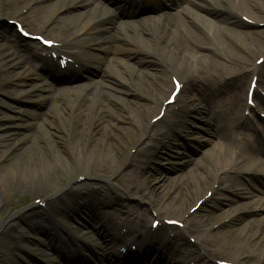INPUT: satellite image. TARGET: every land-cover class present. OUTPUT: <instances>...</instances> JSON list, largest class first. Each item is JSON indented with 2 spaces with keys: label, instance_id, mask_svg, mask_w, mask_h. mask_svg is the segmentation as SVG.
<instances>
[{
  "label": "bare ground",
  "instance_id": "bare-ground-1",
  "mask_svg": "<svg viewBox=\"0 0 264 264\" xmlns=\"http://www.w3.org/2000/svg\"><path fill=\"white\" fill-rule=\"evenodd\" d=\"M161 1L149 0L147 2L158 4ZM182 2L183 5H180L174 12H159L155 16L145 19L119 20L114 17V11L122 9L125 10L123 13L132 16L131 13L136 12L137 8L146 2L135 0H56L50 6L45 5L43 7L42 0H0V23L4 26L2 33H0V47L5 50L0 53V75H3L0 76L1 80L12 84L23 83L24 77L20 71L28 64L29 60L36 57L42 60V72L44 74H59L69 66L67 64L66 68L61 69L58 59L43 58L36 53L34 46L21 42L12 27L4 22V16L21 19L27 28L33 27L40 32L54 34L55 37L52 40L58 45L56 48L45 49L46 53L56 51L79 63V65H83V61H85L97 65V67H104L100 81L77 86L80 87V94L83 96L81 102H71L66 100V97H62L64 105L60 107L61 118L57 123L66 130L69 128L70 122L77 119V129L75 132L72 130L75 133V138L69 143V147L53 148L57 157L53 155V163L50 166H46L47 162L44 159L42 163L39 159L37 161L32 160L31 154L28 153H26L27 157L25 156L26 160H22L21 153H19L10 158L11 161L6 162V157L10 156L11 150L18 144V141H10L7 127L0 125V214L4 208H11L18 199V196H14L11 183H8L6 178L8 177L7 179L26 192L29 187L37 186L42 182L38 178V174L41 172L37 168L38 164H41L44 170L67 167L66 160L61 155L62 151H69L75 164L84 163L83 172H79V176L96 178L106 174L101 173L102 170L92 171L88 165L91 159L99 164L107 162L105 172L116 171L123 164L130 165L123 189L127 194L142 199L138 191L145 190L144 185L147 186V178L141 175L138 170L141 163L137 162L135 157L141 154L146 146L136 148V145L142 144V139L148 133L150 137H153L154 133H158L162 138L169 136L173 128L183 126L187 113H209L213 121L206 123L210 127L207 133L214 138L218 151L212 154L209 166L197 161L196 171L194 169V173L183 182L179 180L178 187L179 189L182 188V191H173L165 202L163 198L161 199L165 206L159 207V203H152L145 199L148 203V209L141 211L115 201L114 205L116 206L111 209L110 213V216H114L111 217L112 220H115V217L119 219V222L115 223L108 220L104 210L98 209L99 207L111 206L113 200L109 195L108 199L106 195L100 194L102 191L91 189L89 192L81 193L76 188V190L73 189L72 193L69 191L55 193L54 198L42 201L43 205L32 203L25 211L14 213L13 217L16 220L21 219L31 232L43 234L50 242L54 238L50 230L58 225L53 222V217L61 211H69L65 213L68 219L72 214L78 215L79 213H85L95 220L98 219L99 222H102V226L98 227L99 232L101 231L100 238L102 241L97 247L101 253H97V255L100 257L99 259L102 258L110 264H115L114 261L116 260H122L123 264H191V261L193 264H201V262L203 264H216L218 261L216 258L225 255H228L229 258L222 261L230 264H264V243L261 242L264 240V229H261L262 231L258 235L257 231L252 232V236L257 235L258 241L255 244H250V246L246 244V251L241 250L242 242H229L228 233L222 230H219V234L214 233L205 236L199 242V249L189 248L186 240V235L195 240L202 238L205 231L211 229L212 226H221V223L231 219L232 214L240 210L248 209L247 211L254 212L255 209H264V197H259L255 205L250 202L241 204L233 212L211 224H207L203 214H199L194 223L191 218L195 216L199 208L190 211L199 200H206L207 191H216L220 181H223V188L229 190L226 191L225 198L234 195L249 198L251 192L248 191L247 186L241 184L236 176L246 175L247 178L244 177V181L252 185L255 184L256 172L264 174V163L252 162L249 164L247 162L255 155L257 148L254 145V139L255 135L259 133L254 124L237 113L240 108L242 110L248 108L246 93L250 80L257 74L262 76L263 66L258 67L254 63L249 64L242 57L226 50L228 43L226 40L224 41V38L234 41V36L241 37L243 35L244 32L238 31L235 27H229V24L235 26L242 24V18L240 19L239 16L255 23L264 22V0H182ZM13 4H17L16 8H13ZM108 6L112 8H108ZM73 7H80L81 10L71 15L76 18V31L69 33L71 26L63 24V20L67 16V13L63 14V12ZM43 8H46L49 14L43 13L45 16L35 15L37 11ZM199 11L208 14L221 13L220 17L228 24L217 23ZM29 13L32 17L27 18L26 15ZM262 33L263 39H258V43L261 46V52H264V30ZM207 41L214 43L215 47ZM78 45H86L89 50L73 51L72 48ZM127 59L135 61L137 65H142V67H131L127 64ZM220 59H227L232 64H227ZM106 61L118 66L119 73L124 75L122 77L118 73L121 83L138 86L142 84L147 87L148 91L141 95L138 93L137 87L136 90L127 91L122 88H113V86L105 83L104 79L107 75L116 76L112 69L113 66L105 64ZM209 61H214V65L211 67L207 65L206 62ZM149 66L154 68L153 73H147L146 70ZM182 71L187 72V74L184 76ZM165 74H168L170 79ZM227 74L230 75L229 79L225 77ZM247 76H249V80L246 89H244ZM262 77L259 78L258 83L264 87V75ZM173 78L179 79L181 89L175 101L165 105L164 102L169 95H166V91L174 87ZM50 88L54 94L63 90L54 89L52 86ZM115 90L136 93L146 100L145 102L139 99L135 102L129 100L124 103V109L132 112L129 114L132 116L127 117L128 114L126 117L118 116L120 120L129 122L128 126L122 128L115 122L105 119L101 109L96 106L104 98L114 97L113 91ZM26 92V90H16L14 94L22 97ZM191 92H195V95L191 94L190 97L180 98L184 95L182 93ZM224 93L227 94L226 101L220 100L217 103L213 101L214 98ZM116 99L119 100L117 97ZM258 99L260 104L264 106V99L260 98L258 85H256L254 104H257ZM163 107L164 114L162 117L154 118ZM248 109L252 110L251 108ZM47 110L36 115L43 123L46 122L44 114H47ZM154 112L156 114L153 116L151 113ZM5 117V115L0 117V122ZM50 125L53 126V124ZM163 126H167L169 130H161ZM96 127L98 129L97 135L94 134ZM154 127H159L160 130L153 132ZM39 128L40 125L37 124V129ZM116 128L122 129L128 135L125 143L128 144L129 149L125 150L121 161L109 152L110 146L115 144L114 139L118 140L114 133ZM50 144L54 146L53 143ZM161 144H164L163 141H159V144L153 147V151L156 152ZM102 146L105 147L104 152L99 151V147ZM133 150L134 153L132 154ZM84 152H87V157ZM260 154L264 157V150L261 149ZM148 158L146 156V159ZM200 167L202 169L199 172L197 170ZM28 169L30 171H27ZM220 172L224 173L223 176L218 175ZM262 181L258 179L259 184H256L258 187L254 185V188L261 190L259 185L262 184ZM43 185L45 190L50 187V183L46 179L43 180ZM81 186L83 187V183ZM170 190L172 189H168L169 192H171ZM193 190L205 192L194 197L195 200L183 208L184 200ZM32 192L39 193L40 190L34 188L31 190ZM79 199L81 200L80 203L78 202ZM59 201L62 202V206L66 207L65 209L57 205ZM41 209L45 210V213L41 212ZM171 214H177L179 218H173L170 216ZM148 218H152L149 227ZM181 218H183L186 228L183 232L167 229L164 225L166 220H180ZM158 219L163 221L162 227L152 228V222ZM257 221L259 227L262 228L264 219H256L253 222ZM121 225L128 229L129 234L120 236L115 233L114 230H118ZM220 226L217 227V230ZM12 227L14 224L11 222L9 228ZM247 227L248 225L244 226L243 230L246 231ZM6 235H8L7 229H4L2 221H0V248L4 247L3 241L6 240ZM107 236L111 238L109 239ZM208 236H215V239L224 245L219 249H213L217 247V243ZM10 242H15L10 250L13 255L2 259L0 264L13 262L15 251L20 249L18 241L13 239ZM114 242H117L119 247L133 245L135 249H128V253L125 255L118 251L116 255L107 249L108 246H114ZM257 243H261L260 246H257ZM202 244L205 248L201 247ZM82 248L85 247L77 244L72 237H69L63 259L65 261L75 259L76 255L81 254Z\"/></svg>",
  "mask_w": 264,
  "mask_h": 264
},
{
  "label": "rangeland",
  "instance_id": "rangeland-1",
  "mask_svg": "<svg viewBox=\"0 0 264 264\" xmlns=\"http://www.w3.org/2000/svg\"><path fill=\"white\" fill-rule=\"evenodd\" d=\"M45 1L52 3L54 0ZM178 2V0H172L170 3L164 4L163 11H173ZM13 5V8H16L17 4ZM46 10V8L41 9L40 11H37L35 15L41 16L43 15V13L47 15L48 11ZM79 10H81L80 7H73L66 12L64 11L65 13H67V18L63 20V24L73 27V29L70 30L69 33L76 30V18L75 16H70V13H77ZM157 12V10H150L145 13L136 15L135 19H145L150 16L152 17L155 16ZM199 12L209 19L216 21L217 23H224L225 25L228 24L225 23L224 20L220 17L221 13L208 14L204 11ZM26 17L29 18L31 16L30 14H28L26 15ZM7 18L9 19L8 16H4L3 20L7 21ZM122 18L125 17L123 15L117 17V19ZM241 20L242 24H238L236 26L229 24V27H235L238 31L244 33L243 35H241V37L234 36V41H229L224 38V41L226 40V42L228 43V47L226 50H230L232 53H234V55L242 57L245 61H247V63L253 64L255 62L254 58L264 54V52H261V46L258 43V39H263L262 31L264 30V22H251L250 19H247L245 17ZM3 27L4 26H2V24L0 23V33L2 32ZM42 35L50 38L53 37V35L47 33H42ZM253 39L254 42H252ZM25 42L29 43V41L27 40H25ZM207 42L215 47L214 43L212 44L210 41ZM222 43L225 44L224 42ZM73 49L76 50L87 48L83 46H75ZM3 51L5 50L0 47V53ZM127 60V64H129L131 67H142V65H137L136 62L131 59ZM220 60L227 64H232L227 59ZM199 62L197 63L200 64L201 62ZM34 63L35 59L30 60L28 64L21 69L20 73L24 77L23 83H7L6 81L1 80L0 77V89H3V91H0V117H3L4 115L6 116L0 122V125L7 127L6 130L10 134V141H18V144L11 150L12 153L10 152L12 155L10 154L8 158L6 157V162L11 161L10 158H13V156L19 153H21V159L26 160V153H28L31 154L30 158L32 160L37 161L39 159L42 163L44 159L47 162L46 166H50V164L53 163V155L56 156V153L54 154L53 148L56 147L60 149V147H69V143L75 138L74 132L77 129V119L72 120L69 124V128L66 130L64 128L62 129V126L58 125L57 123V121H60L59 119L61 118L60 107L64 105L62 97H66V100L71 102H81L83 96L82 94H80V87L77 86L100 81L104 67H97V65L90 64L85 68L79 69V71L75 73L69 80H64L58 78H49L46 75L41 74L38 70L37 65H35ZM105 64L112 65V69L116 74V76L110 74L107 75L104 79L105 83L113 86V88H122L127 91H129L130 89L136 90L137 87L139 89L138 93L141 95L148 91L147 87L142 84L141 86H138L135 84L130 85L129 83H121V78L118 76V66L112 64V62L109 63L108 61H106ZM206 64L211 67L214 65V61L206 62ZM262 65L263 68L261 75L263 76L264 63ZM153 69V67L149 66L147 67L146 71L150 74L153 73ZM182 74L185 76L187 72L182 71ZM119 75L121 74L119 73ZM165 75L170 78L168 74ZM229 76L230 75L227 74L225 77L229 79ZM262 76L258 75V79ZM248 79L249 77L247 76V78H245L244 89H246ZM50 86H52L54 89L63 90L54 94ZM16 90H26L27 92L23 94L22 97H18L14 94ZM169 90L170 89H168L166 93ZM259 91L264 96V87L261 84L259 87ZM113 94L114 97H106L101 102H98L96 106L101 109V112L105 119H109L113 123L115 122L116 125L121 128L126 127L128 126L129 122L127 123V120H120L118 116L122 115L126 117L128 114L127 117H129L132 116L129 115L130 113L132 114V112H130L129 110L126 111L124 109V103H127L129 100L130 102H135L138 99L142 102H145L146 100H144L141 95L138 96L136 95V93L132 92L125 93L115 90L113 91ZM183 94L184 95L180 98H185L186 96L190 97L191 94L195 95V92ZM226 95L227 94H221L220 96L214 98V101H225ZM116 97L119 100H117ZM257 102L259 103V100H257ZM255 108L258 112L264 110L263 107L258 105H256ZM240 109L239 111H237L238 115L242 114V111ZM46 110L47 114H44L46 122L43 123L36 115L38 113L45 112ZM151 114H153V116L155 115V113ZM208 114L209 113L199 112L187 113L183 126H176V128H173L170 131L169 136L162 138L160 135H158V133H154L153 137H150L148 133L142 139V144L136 145V148H141V146L144 145L146 146L142 150L141 154L135 157L136 161H139L141 163L140 167H138V170L140 171L141 175H144L147 178V186L144 185L145 190L138 191V194L142 197V199L127 194V192L123 189V184L127 178L126 173L130 169V165L123 164L119 166L116 171L105 172L107 162H102L101 164H99L91 159L89 160L88 165L90 166L92 171L102 170L101 173L106 174L102 177L96 178L91 176H79V172H83L85 165L84 163L75 164L69 151L67 152L61 150V155L65 158L67 167L65 166L56 170H53V168L44 170L41 164L37 165V168L40 169L39 171H41L38 174V178L42 180V186L41 183H39L37 186L33 185L32 187H29L30 190L28 189L26 192H24L21 187L12 183L9 179H7V177L6 180L8 183H11L13 194L16 197L18 196V199L15 201V204L11 208H4L2 213L0 214V221H2L4 229H7L8 234L6 235V240L3 241L4 247L0 248V261L2 262V259L6 257H11V254L13 255V253H10V250L14 246L13 243L15 242L11 243L10 241L14 239L20 243V245H18L20 249L15 251V258L13 259V262L8 264H110L108 261H105L102 258L99 259L100 257L97 255V253H101V251L97 247L99 242L102 241V238H100L101 231L99 232L98 229L102 222L98 223V219H92V217L88 216L85 213H79L78 215L72 214L68 219V216L65 215V213L69 211H63L64 213L61 211L60 213L55 214V216L53 217V222L56 223V225L58 224L56 226V229L53 228L52 230H50L52 231V233H55L59 236V242L56 241L55 237L50 242L43 234L31 232L26 223L21 221V219H14L13 214L16 212L25 211L27 207L32 203L39 205V203L44 200L54 198L55 193L57 192L69 191V193H72L74 191L73 189L76 190V188L80 190L81 193H86V191L89 192L91 191V189H94L99 192L102 191L100 194L106 195L107 197L109 195L113 200V203L110 204L111 206L99 207L98 209L104 210L105 213L108 214L107 218H109L110 220L111 217H114L110 216V213L111 209L116 206L114 205L115 201L122 202L125 205L141 211H146L148 209V203L145 199H148L149 202L152 203H159V207L165 206L164 202L167 201L166 198H169L172 195L173 191H182V188L179 189L178 187L179 180L183 182L194 173L197 161H201L200 163L209 166V164L211 163L212 154H215L218 151V146H216V143H214V138L207 133L210 127L206 123L207 121H213L211 120V115ZM262 115H264V113H262ZM258 118L259 117H257V113H253L252 117L249 119L252 123H254V125L260 128V126L264 125V120L260 117V119H262L260 121L258 120ZM37 124L40 125L39 129H37ZM50 124H53V126H51ZM97 130L98 129L96 127L94 133L96 135L98 133ZM159 130V127H154L153 132H157ZM161 130H169V128L167 126H163ZM114 133L118 137V140L114 139L115 144L113 146H110L111 148H109V152L113 154V156L115 155L117 159L121 161L124 156L125 150L129 149L128 144L125 143L127 141L126 139L128 138V135L127 133H124L122 129L118 130V128L114 129ZM159 141H163L164 144H161L159 146V149L154 152L153 147L156 144H159ZM50 143H53L54 146H51ZM259 145L261 147H264V144ZM147 147L149 148L147 152H145ZM99 149V151L104 152L105 147L102 146L99 147ZM133 153L134 150L132 151V154ZM84 155L87 157V152H84ZM146 156H148L149 158L146 159ZM247 162L250 164L254 162V160L250 158ZM31 168L33 170V167ZM201 169L202 168L200 167L197 171L200 172ZM27 171H30V169H28ZM223 174L224 173H219L218 175L223 176ZM182 176L185 177L182 178ZM237 177L242 185L248 187V191L251 192L250 197L245 198L243 196L234 195L233 197L228 196L229 198H225L224 195H227L226 191L229 190H225L223 188V181H220L218 184L221 188L217 187V190L214 192L208 191L206 200H201L199 202L197 206V208L199 209L197 210L195 216L191 218L194 223L197 221V217L199 214L205 215L207 224L216 223L221 217L233 212L237 206L245 204L246 202H250L252 205H255L259 197H264V186L262 184L259 185V187H261V190L263 192L259 189L254 188V185L255 187H258V185L256 184H259L258 178L261 177L260 175L255 176V184L253 183L252 185H249L244 181V177L247 178L246 175L243 174L242 176H236V178ZM44 179H46V181H49L50 183V187L46 190L44 188L45 184L43 185ZM82 183L83 187H80ZM34 188L39 189L40 192L31 193V190H33ZM170 188L172 189L170 190L171 192L168 191V189ZM204 192L205 191L201 190H199V192L194 190L191 191V194H189L184 200L185 202L183 208L190 205L195 200L194 197H197ZM162 198L164 202L161 200ZM78 202L80 203L81 200L79 199ZM57 205L60 208H66L64 205L62 206L61 201H59ZM247 210L248 209H246L245 211L240 210L237 213H233L231 219L225 221L223 224L221 223V226L218 225L220 226L218 230V226H212L211 229L205 231L202 235V238L198 240H195L189 235H186L188 247L191 249H199V242L202 241L205 236H207L208 234L218 233L219 230H222L228 233L229 242H242L241 250L246 251L247 245L250 246V244L252 243L255 244L258 241V238L256 236L262 231L261 229H264V223L262 224V228H260L258 225V221L253 222L256 219H264V209H255L254 212H250ZM41 212L45 213V210L41 209ZM170 216H172L173 218H179L177 214H171ZM114 219L115 223L119 222V219H117L116 217ZM150 219L151 218H148L147 220L148 226L150 225ZM11 222L14 224V227L9 228V224ZM179 223L180 226L171 225L170 229L183 232V230L186 229L184 227L185 222L182 220ZM246 225H248V227L246 228L247 230L244 231L243 228ZM121 226L122 227H120L118 230H115V232H127V228H125L123 225ZM256 231L257 235L252 236V232L255 233ZM69 236L74 237L78 242L77 244L83 245L85 248H82L81 254L76 255L75 259L73 258L65 261L63 259V253L66 248V242L64 241L67 240ZM208 237L217 243L218 248L216 247L213 249H219L222 245H224L223 243L220 244V242L215 239V236ZM38 241H41V243H39ZM261 242L263 244L264 240H261ZM260 244L257 243V246H260ZM51 245L54 246V249H52ZM202 246L205 248L203 244L201 245V247ZM117 248L118 244L115 243L114 246H108L107 249L108 251H112L117 255ZM228 258V255L220 257V259ZM114 262L115 264H121L122 261L118 260ZM191 264H193V261H191ZM201 264L203 263L201 262Z\"/></svg>",
  "mask_w": 264,
  "mask_h": 264
},
{
  "label": "snow or ice",
  "instance_id": "snow-or-ice-1",
  "mask_svg": "<svg viewBox=\"0 0 264 264\" xmlns=\"http://www.w3.org/2000/svg\"><path fill=\"white\" fill-rule=\"evenodd\" d=\"M46 43H49V42H47L46 41ZM63 63V62H62ZM179 89V84H177V90ZM173 95L175 96L176 95V93H173Z\"/></svg>",
  "mask_w": 264,
  "mask_h": 264
}]
</instances>
